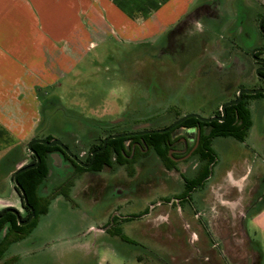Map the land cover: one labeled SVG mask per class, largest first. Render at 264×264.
Masks as SVG:
<instances>
[{
  "label": "rangeland",
  "instance_id": "obj_1",
  "mask_svg": "<svg viewBox=\"0 0 264 264\" xmlns=\"http://www.w3.org/2000/svg\"><path fill=\"white\" fill-rule=\"evenodd\" d=\"M250 2L252 14L243 25V34L235 21L237 6L226 0L216 12L207 9L208 14H218L223 21L194 20L186 32L168 36L167 41L162 36L165 30L154 28L152 35H159L158 42L150 49L143 42L154 39L142 34L130 42L113 39L83 49L82 60L50 87L49 95L56 101L54 109L51 104L43 108V128L52 130L56 138L80 154L74 147L76 142H80V150L85 149L112 131L134 130L145 123L164 126L189 113L214 116L217 107L232 99L240 85L254 88L263 84L254 81V63L247 54L243 56L249 64V79L241 78L240 82L235 77L233 89L225 91L221 86L229 80L216 76L217 61L234 60L239 48L245 52L263 41L255 35L254 27L264 11V0ZM169 17L164 25L176 19L174 14ZM189 29L197 33L192 48H187L189 41L184 36ZM168 45L169 50L165 49ZM209 59L215 64L202 66ZM253 96L252 116L261 130L264 99L260 94ZM235 140L213 138L217 158L201 185L198 173L202 161L197 154L168 171L150 150L138 160L134 177L122 167L105 168L100 173L99 197L85 194L92 187L85 172L95 171L73 177L71 165L58 163L55 156L60 153H50L49 174L41 193L49 195L63 186L70 198L60 194L52 200L49 212L25 237L29 244L18 249L23 255L19 264H232L228 253L240 260L250 247L243 241L245 230L228 228L226 217L230 208L227 201L231 200V160L235 158L231 142ZM245 141L253 144L255 137L248 136ZM89 148L84 158L89 157ZM86 240L88 245H76ZM14 252V247H9L5 255ZM86 253L93 259L87 260L83 256ZM68 254L76 259L56 260ZM8 264L18 262L10 260Z\"/></svg>",
  "mask_w": 264,
  "mask_h": 264
},
{
  "label": "crops",
  "instance_id": "obj_2",
  "mask_svg": "<svg viewBox=\"0 0 264 264\" xmlns=\"http://www.w3.org/2000/svg\"><path fill=\"white\" fill-rule=\"evenodd\" d=\"M250 1L230 0V4L237 6L234 14L240 34H243V25L252 14ZM225 3L226 0H0V209L14 207L23 211V194L15 183V174L33 162L29 142L54 135L52 130L43 128V108L46 105L54 109L56 101V97L49 95L50 87L57 85L74 64L82 60L83 49L95 48L113 39L119 41L122 38L123 42H130L138 34L154 39L149 43L143 42L150 49L149 46L158 42L156 38L159 35H152L154 28L165 30L162 36L167 41L168 36H173L174 30L184 23L182 21H188L184 31L194 20L221 21L213 12ZM210 7L213 12L208 14ZM190 13L194 14L186 18ZM171 14L176 19L164 25ZM193 30L184 35L189 41L187 48L196 43L197 33L192 34ZM236 53L238 56L234 60L224 59L215 64L209 59L202 65H216V76L229 80L221 86L225 91L233 89L235 82L232 79L235 77L240 82L249 77L248 73L239 74L238 71L243 65L240 63H246L242 57L244 50L239 48ZM226 69L229 74L225 73ZM254 121L252 116L248 132L249 137H255L253 144L245 141L248 136L245 140L235 138L237 141L231 142L235 158H232L230 167L231 200L227 201L230 206L226 216L227 227L245 230L243 241L246 240L250 246L240 260L233 253H228L227 259L232 264H264V129L260 130L259 121L256 124ZM55 157L63 166L62 158ZM158 161L163 166L159 158ZM103 171L85 172L92 184L85 191L86 195L100 196V173ZM97 230L100 232L102 228ZM27 241L28 238H24L12 243L10 248L14 247L15 252L4 254L0 263L8 264L10 260L18 264L22 262L23 255L18 249L26 247ZM83 244L88 245L87 240L76 245ZM83 256L87 260L94 257L90 253ZM75 257L68 254L56 260L74 261Z\"/></svg>",
  "mask_w": 264,
  "mask_h": 264
},
{
  "label": "trees",
  "instance_id": "obj_3",
  "mask_svg": "<svg viewBox=\"0 0 264 264\" xmlns=\"http://www.w3.org/2000/svg\"><path fill=\"white\" fill-rule=\"evenodd\" d=\"M193 14L190 13L186 18L191 17ZM260 95L263 96V94ZM251 97L254 96L245 95L240 103L228 106L224 121L214 120L204 122L196 117H190L181 123L184 126L200 128L199 144L195 151L202 161V168L198 173L199 185L210 175L211 167L217 158L216 153L212 149L213 138L231 136L238 140H245L248 136L252 125L251 109L249 106V99ZM53 138L54 135L50 134L44 139L52 140ZM103 140L104 138L98 144L91 145L87 161L91 159V153L94 150L102 147ZM126 141H129L131 144L126 145ZM135 142H137V146L134 147L133 143ZM171 142L172 135L170 131L113 138L108 141L105 150L97 153L90 168L79 165L58 145L48 146L43 143H34L33 149L41 158V163L37 167L20 173L17 178L21 189L25 192L29 206L34 209V217L26 225H20L17 222L16 216L12 213H8L0 219V226L8 224V231L0 238V258L4 256L12 243L20 241L30 234L31 230L37 226L40 217L48 212L50 204L55 197L63 194L70 198L67 189L63 186L57 187L49 195L44 196L40 193L43 183L48 178L49 167L47 160L50 153H60L63 156V161L68 162L75 169L76 174L90 170L100 172L105 170V168L114 169L115 167H122L127 175L132 177L135 175L138 160L146 154V150H153L164 163L165 167L168 170H172L175 167V163L168 155ZM66 145L70 147L67 143ZM32 156L33 162H35L36 156L34 154ZM27 209L30 213L29 207Z\"/></svg>",
  "mask_w": 264,
  "mask_h": 264
},
{
  "label": "flooded vegetation",
  "instance_id": "obj_4",
  "mask_svg": "<svg viewBox=\"0 0 264 264\" xmlns=\"http://www.w3.org/2000/svg\"><path fill=\"white\" fill-rule=\"evenodd\" d=\"M200 10V9H199ZM262 16H264V11L261 15H259V19L257 21V25H256V28L254 27V33L255 35H257V38L261 41V39L263 40L261 44L257 45V46H253L251 49H249L248 51H245L244 54H247L250 59L252 60V62L254 63V68H253V72H254V76L253 78L255 79L254 81H261L263 84L261 86H256L254 88H264V50H261L260 48H264V33L261 31L260 27H259V22H260V19L262 18ZM188 21H184V23L182 25L179 26V28L175 29V33L174 35H177V34H180L183 30H184V26L185 24H187ZM263 29H264V21H263ZM167 50H169V45L166 46ZM255 49H259V50H256L255 53H252L253 50ZM236 57V56H235ZM234 57V58H235ZM244 61L246 62L245 64L242 62L240 63L242 66L240 69H238L239 71V74H245V73H248V67H249V64H248V61L245 59L244 56H242ZM245 66V67H244ZM226 74H229V70L226 69ZM249 79V77H248ZM230 87V86H229ZM242 88H245L243 87V85H240L237 89V93L236 95L232 98V99H235L238 97V92L239 90H241ZM256 94H263L264 96V93H256ZM245 95H255V94H243V97L242 99L239 101V103L243 100L244 96ZM230 99V100H232ZM251 99V98H250ZM250 99H249V106L251 107L250 105ZM229 101V100H228ZM238 104V103H237ZM222 107V106H221ZM170 111V110H168ZM226 111H227V108H226ZM222 115V111H221V108H219L217 111H216V114L214 116H221ZM213 117V116H211ZM179 118L181 117H177L175 118V120H173L172 122H170L169 124L167 125H164V126H159V127H153V126H150V123H145V124H141L139 126H136L134 130H127V131H123V132H120V133H125V132H133V131H143V130H149V129H161V128H166L168 126H170L173 122H175L176 120H178ZM200 120V119H199ZM202 121V120H201ZM219 121V120H218ZM204 122H211V121H204ZM183 123V122H181ZM178 124L176 125L175 127H173L171 130H169L171 132V135H172V142L170 143V146H169V149H168V155L169 157L171 158L172 161H174L175 163V167L179 164V162L181 161H184L186 159H188L191 155L193 154H196L195 151L198 147V144H199V137H200V128L198 127H189V126H184V125H181ZM169 131H166V132H169ZM160 133V132H159ZM162 133V132H161ZM114 134H119V133H114L113 131L112 132H109L107 133V135L104 137V140L106 137L110 136V135H114ZM145 134H151V133H145ZM135 135H143V134H135ZM135 135H130V136H135ZM126 137V136H125ZM54 138H56V136H54ZM113 139V138H112ZM104 140H103V143H104ZM63 142V141H62ZM80 142H76L75 143V146L76 149L78 151H80V154L78 152H76L72 147L70 148V150L73 152V154H75L80 160H82L83 162L85 163H88L91 161L92 159V153H91V159L89 161H87V158L83 157L84 153L86 152V149L89 148L90 146H87L85 149H81L78 148ZM66 144V143H64ZM69 145V144H68ZM70 146V145H69ZM103 146V144H102ZM107 146V145H106ZM133 146H137V142L133 143ZM101 148V147H100ZM63 149V148H62ZM75 151H73V150ZM90 150V148L88 149ZM105 150V149H104ZM65 151V150H64ZM95 151V150H94ZM31 152V151H30ZM66 152V151H65ZM148 152L149 151H145V155L143 157H145L146 155H148ZM32 153V152H31ZM67 153V152H66ZM155 153V152H154ZM33 154V153H32ZM54 154H58V153H54ZM68 154V153H67ZM156 154V153H155ZM69 155V154H68ZM58 156H60V158H62V161H63V156L61 154H58ZM70 156V155H69ZM157 156V155H156ZM73 160H75L72 156H70ZM158 157V156H157ZM142 158V157H141ZM159 158V157H158ZM160 159V158H159ZM161 160V159H160ZM76 161V160H75ZM36 162V161H35ZM35 162H32V163H35ZM77 162V161H76ZM30 163V164H32ZM78 163V162H77ZM161 163L163 164L164 168L166 170H168L164 163L161 161ZM79 164V163H78ZM66 165H70L68 162H64L63 161V166H66ZM80 165V164H79ZM83 167V166H82ZM174 167V168H175ZM90 168V167H89ZM173 168V169H174ZM172 169V170H173ZM168 171H171V170H168ZM126 172V171H125ZM73 177L75 175H77L75 172L73 173ZM23 211H20L14 207H6L4 209H0V219H2L4 216H6L8 213H12L16 216V219H17V222L20 224V225H26L28 224L31 219L29 220L28 223L26 224H22L20 221H26L29 217H30V214H31V209H30V206L29 204H26L25 201H24V198H23ZM30 209V213L28 211V208ZM9 209H14L18 212V214L20 215V220L18 219L17 215L14 213V212H11V211H8ZM8 231V224H5L3 226H0V238H2L5 233Z\"/></svg>",
  "mask_w": 264,
  "mask_h": 264
},
{
  "label": "water",
  "instance_id": "obj_5",
  "mask_svg": "<svg viewBox=\"0 0 264 264\" xmlns=\"http://www.w3.org/2000/svg\"><path fill=\"white\" fill-rule=\"evenodd\" d=\"M263 21H264V16H262V18L260 19L259 22V27L261 29V31L264 33V29H263ZM261 50H264V48H260ZM256 50L259 49H255L253 50L252 53H255ZM256 93H264V88H242L241 90H239L238 92V97L232 100H229L227 102H225L222 107H221V111H222V115L221 116H213V117H202L201 115L197 114V113H189L181 118H179L178 120H176L175 122H173L170 126L166 127V128H161V129H149V130H143V131H133V132H125V133H119V134H114V135H110L108 137L105 138L103 146L101 148L96 149L95 151H93L92 153V159L90 162L85 163L82 160H80L75 154H73V152L70 150V148L64 144V142H62L61 139L59 138H53L52 140H46L44 138H35L33 140H31L28 144V148L29 150L36 156V162L32 163V164H28L22 168H20L17 173L15 174V183L16 185L20 188L22 194H23V198L26 204H28L25 192L23 189H21L19 183H18V175L28 169L37 167L40 165L41 163V158L38 156V154L36 153V151L33 149V144L34 143H43L46 144L48 146H60L61 148H63V150H65L70 156H72L81 166L85 167V168H89L92 166L95 157L97 155V153L103 151L106 148V145L108 143V141L112 138H119V137H125V136H130V135H135V134H145V133H161V132H166L171 130L173 127H175L176 125L180 124L181 122L185 121L186 119L190 118V117H196L202 121H214V120H219V121H224L227 115V111L226 108L230 105L233 104H237L239 103V101L242 99L243 94H256ZM31 209V214L30 217L26 220V221H20L22 224H26L29 222V220L33 217L34 215V209L32 207H30ZM8 211L14 212L18 219L20 220V215L18 214V212L14 209H9Z\"/></svg>",
  "mask_w": 264,
  "mask_h": 264
}]
</instances>
